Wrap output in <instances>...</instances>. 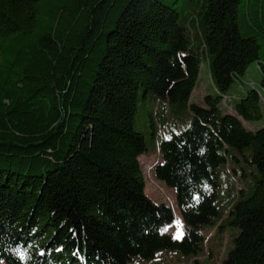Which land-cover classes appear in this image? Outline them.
<instances>
[{
    "label": "trees",
    "instance_id": "obj_1",
    "mask_svg": "<svg viewBox=\"0 0 264 264\" xmlns=\"http://www.w3.org/2000/svg\"><path fill=\"white\" fill-rule=\"evenodd\" d=\"M204 55L205 106L192 100ZM254 61L264 90V0H0V264L198 255L203 226L226 222L240 232L221 264H264V126H246L264 117L262 93L243 86L232 111L219 106ZM150 94L154 127L160 107L189 108L154 168L176 191L179 239L162 231L174 211L146 193L140 163L134 118ZM228 147L252 148L259 176L222 219Z\"/></svg>",
    "mask_w": 264,
    "mask_h": 264
},
{
    "label": "rangeland",
    "instance_id": "obj_2",
    "mask_svg": "<svg viewBox=\"0 0 264 264\" xmlns=\"http://www.w3.org/2000/svg\"><path fill=\"white\" fill-rule=\"evenodd\" d=\"M202 59L200 78L192 100L205 106V95L215 94V87L211 80L208 59L205 55ZM261 79L262 72L259 63L254 61L249 65L244 75H242L241 81L236 80L227 91L226 95L236 96V99L231 103L232 106L235 107L236 101L244 95L243 86L247 89L251 84L260 89L264 105V90L259 86ZM153 95L150 94L149 98L145 101H139L134 118V126L143 133L148 146V151L140 157V163L145 175L146 193L157 202L170 204L174 211L175 221L163 227L162 231L174 237H177V235L181 237L184 221L177 203L176 191L156 177L154 168L162 161L158 150L159 142L187 127L191 118L189 119V108H175L177 104H168L171 108H167L166 106L167 110L164 109L165 106L159 108L160 115L159 117H154V127L151 115L149 114L152 109L155 110L157 105ZM219 106L225 112L223 105L220 104ZM157 123H159V126ZM246 126L252 130H257L264 126V117L258 122L246 123ZM160 128L164 134L158 137L157 133H159ZM154 132L156 135H153ZM224 152L226 153V161L220 166L221 188L217 199V206L220 210V218L228 219L231 199L237 196L239 187L242 189H253L259 176V168L256 164L249 161L253 154L252 148H246L242 152L238 148L228 147L227 152ZM237 158L240 160H237ZM220 223L223 222L220 221ZM222 230L224 233H217V226H203L201 232L206 242L204 250L198 255H189L178 250L163 249L159 250L153 259H134L131 264H197L195 262L196 259L200 264H221L222 259L234 247V238L240 232L238 227L228 225L227 222Z\"/></svg>",
    "mask_w": 264,
    "mask_h": 264
},
{
    "label": "built area",
    "instance_id": "obj_3",
    "mask_svg": "<svg viewBox=\"0 0 264 264\" xmlns=\"http://www.w3.org/2000/svg\"><path fill=\"white\" fill-rule=\"evenodd\" d=\"M235 99H236V96L235 95L234 96L223 95L222 96V105H223V107L226 108V109H228V110H230V111H232L233 107H232V104L231 103Z\"/></svg>",
    "mask_w": 264,
    "mask_h": 264
},
{
    "label": "snow or ice",
    "instance_id": "obj_4",
    "mask_svg": "<svg viewBox=\"0 0 264 264\" xmlns=\"http://www.w3.org/2000/svg\"><path fill=\"white\" fill-rule=\"evenodd\" d=\"M177 239H179L180 238V236L179 235H177V237H176Z\"/></svg>",
    "mask_w": 264,
    "mask_h": 264
},
{
    "label": "crops",
    "instance_id": "obj_5",
    "mask_svg": "<svg viewBox=\"0 0 264 264\" xmlns=\"http://www.w3.org/2000/svg\"><path fill=\"white\" fill-rule=\"evenodd\" d=\"M132 263V262H131Z\"/></svg>",
    "mask_w": 264,
    "mask_h": 264
}]
</instances>
